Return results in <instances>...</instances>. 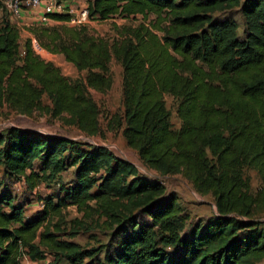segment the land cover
Here are the masks:
<instances>
[{"label": "trees", "instance_id": "1", "mask_svg": "<svg viewBox=\"0 0 264 264\" xmlns=\"http://www.w3.org/2000/svg\"><path fill=\"white\" fill-rule=\"evenodd\" d=\"M86 1L89 20L141 22L116 24L118 38L110 41L87 34V25L68 26V14L51 15L60 26L51 31L43 25L35 36L87 72L85 80L72 82L34 53L31 40L20 50L17 26L4 9L0 107L25 116L45 111L97 137L100 109L89 91L112 89L110 65L116 60L123 69L124 111L110 128H123L128 147L155 175L105 146L15 127L0 132V166L9 179L34 190L60 172L73 173L71 182L60 185L63 198L57 204L44 200L37 218H25L30 205L0 187V264H22L24 256L39 264H264V0ZM236 12L244 19L242 31ZM151 15L157 18L152 26ZM166 96L178 102L177 131ZM68 153L72 163L64 165ZM245 168L261 178L256 196L242 177ZM175 175L201 196L210 195L217 214L191 222L165 187ZM69 205L92 224L105 217L109 241L86 248L60 239L59 223L51 231L50 215L61 216ZM73 224L72 239L90 229L82 220Z\"/></svg>", "mask_w": 264, "mask_h": 264}, {"label": "rangeland", "instance_id": "2", "mask_svg": "<svg viewBox=\"0 0 264 264\" xmlns=\"http://www.w3.org/2000/svg\"><path fill=\"white\" fill-rule=\"evenodd\" d=\"M67 5H71L74 9H76L78 14H81V11L88 7V2L86 0H75ZM233 17L238 22L240 31H242L244 25L242 15L236 12L233 14ZM11 18L14 24H16L20 35L19 44L21 51L24 50L26 42L31 40L32 48L41 49L44 55L39 56L37 51L34 49L35 54L41 59L53 63L69 80L75 82L86 79V71H77L72 64L65 60L63 55L54 54L50 52V50L43 47L42 42L35 36V32L44 28L41 27L43 26L42 24L26 25V23H23L22 19H20L18 15L13 13H11ZM156 20L157 18L154 15H151L147 23L152 26V24H156ZM140 22V17L135 21L124 20L120 17H114L105 22L88 19L86 23L87 34L112 41L118 38V32L115 28L116 24L121 27L137 26ZM166 25L167 22L163 23L162 26ZM59 26L60 25L57 23H51L49 27L46 28L52 31L57 29ZM44 39L47 40L46 38ZM46 43H49V41H46ZM110 73L113 79V86L107 94H100L93 90L89 91L90 97L97 103L100 109L99 121L101 134L99 136L88 137L76 126L67 123L62 118H54L45 111H36L30 116H25L11 111L7 106L0 107V132H4L11 127H15L24 131L39 132L49 136L65 137L74 142L87 143L90 146H105L117 157L126 159L135 164L142 173L149 176L155 175V173L146 170L137 152L128 147L123 136V128L114 130L110 128L109 122L111 119L115 116H121L124 111L122 88L123 69L121 64L116 62V60H112ZM165 100L167 108L171 113L172 129L177 131L181 126V121L177 116L178 102L172 96H166ZM43 104L45 106H49L50 104L46 95L43 97ZM66 156L67 157L64 159V165H69L72 163L71 160L73 156H70L69 153ZM242 177L249 182L251 193L255 196L258 195L263 187L258 172L251 168H245L242 171ZM72 180L73 173L70 168L68 171L65 170L58 173L53 179L50 178L48 180H43L36 189L32 190L25 184L24 180H11L6 177L3 167L0 166V187L2 189L4 188L3 190H6L9 195L13 194V197L17 199V202L30 205L25 211V218L40 217L39 213L44 211V200H47L49 197L57 204V202L63 198L60 187ZM165 181L167 192L179 199L180 206L184 210L185 214L189 216L191 222L195 223L200 220H206L217 214V209L212 197L210 195L203 197L198 194L194 190L192 184L182 175H175L170 178H166ZM5 183L7 185H5ZM91 205L95 206V203L92 202ZM49 218L51 231L54 232L55 229L53 226L55 224L59 223L61 225V233L58 236L62 240H71L86 248H94L109 241V235L111 232L109 221H107L105 217H100L99 219L96 217L93 220L96 219L97 222L92 224V219L84 218L83 214L80 213L74 205L63 207L61 209V216L50 215ZM49 220L46 219L45 225ZM75 220H82L86 222L88 226H90V229L87 231L81 230L80 233L72 239L69 236V232L71 228L75 226L73 224ZM261 220L264 222V214L262 215ZM40 231H42V229H40ZM49 261L50 263L53 261V257L51 255L48 257L47 262ZM21 262L22 264H39L38 262L30 261L29 258H22Z\"/></svg>", "mask_w": 264, "mask_h": 264}, {"label": "built area", "instance_id": "3", "mask_svg": "<svg viewBox=\"0 0 264 264\" xmlns=\"http://www.w3.org/2000/svg\"><path fill=\"white\" fill-rule=\"evenodd\" d=\"M67 4L58 0H0V19L4 9L18 15L20 19L24 11L40 10L38 22L42 25L56 23L50 17L54 14H68L70 16V21L67 22L69 26L80 27L86 25L89 19L88 7L82 10L81 14H78L76 9ZM34 49L39 56L44 55L41 49Z\"/></svg>", "mask_w": 264, "mask_h": 264}, {"label": "crops", "instance_id": "4", "mask_svg": "<svg viewBox=\"0 0 264 264\" xmlns=\"http://www.w3.org/2000/svg\"><path fill=\"white\" fill-rule=\"evenodd\" d=\"M39 12H40V10H37V11L36 10L24 11L22 13V16H21V19H22L23 23H26V25L27 24H29V25H37V24H39V22H38V16H39L38 13ZM23 258L26 259L28 257L24 256Z\"/></svg>", "mask_w": 264, "mask_h": 264}]
</instances>
